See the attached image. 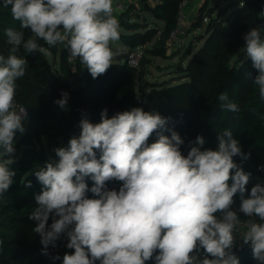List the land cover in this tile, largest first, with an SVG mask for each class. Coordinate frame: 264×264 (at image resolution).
Returning <instances> with one entry per match:
<instances>
[{
    "label": "clouds",
    "instance_id": "clouds-1",
    "mask_svg": "<svg viewBox=\"0 0 264 264\" xmlns=\"http://www.w3.org/2000/svg\"><path fill=\"white\" fill-rule=\"evenodd\" d=\"M0 7L10 8L20 25L3 30L10 48L7 56L0 54L3 196L14 183L16 133L25 132L28 119L16 99V81L28 65L17 55L20 48L49 55L50 48L63 45L69 62L79 59L96 79L113 65L120 22L114 0H2ZM259 16L264 18V5ZM24 29L31 32L27 39ZM240 51L257 72L252 84L264 101V24L244 34ZM68 95L63 92L54 102L65 109ZM218 99L223 110L240 111L227 92ZM259 119L264 121V114ZM170 120L141 107L110 117L105 108L98 123L82 116L79 135L54 148L55 158L33 173L41 190L28 219L41 255L61 264H240L233 251L239 236L252 258L264 264V183L248 193L252 174L242 164L250 153L242 151L231 129L218 134L217 146L210 148L203 135L186 141ZM112 182L118 188L109 187ZM239 214L248 218L243 225ZM58 241L71 250L62 257L50 252Z\"/></svg>",
    "mask_w": 264,
    "mask_h": 264
},
{
    "label": "trees",
    "instance_id": "trees-1",
    "mask_svg": "<svg viewBox=\"0 0 264 264\" xmlns=\"http://www.w3.org/2000/svg\"><path fill=\"white\" fill-rule=\"evenodd\" d=\"M180 1L157 0L155 5L148 0L142 1L151 8L157 19L164 22L163 31L153 44L156 49H149L151 52L156 53L167 48L169 33L176 25ZM262 5L264 0H235L234 4L230 5L232 11L226 22L212 23L208 29L206 43L194 52L189 49L188 55L192 53L193 57L181 67V71L186 74L181 78L183 81L170 83L168 87H160L158 82H145L141 88H137L135 69L128 64L126 57H122L125 62L113 63L104 76L96 79L98 83L87 82L85 87L91 84L93 85L90 87L94 86L91 91L85 89L84 92H80L81 89L73 87L68 79L66 63L70 62L65 47L60 54V67L57 68L60 76L50 71L46 55L39 52L29 54L21 47L17 55L26 58L28 65L25 76L16 81L18 85L16 99L26 108L28 119L24 125L25 132L23 134L17 132L15 137L14 162L10 165L15 171L14 183L3 196H0V241L3 242L0 249V264H61L59 260L54 262L49 257L41 255L40 238L33 231L35 224L28 216L36 206L34 195L41 190L34 171L42 167L49 158H55L54 148L67 145L68 142L65 133L69 129L51 131L43 127L48 119L65 115L60 107L54 108V101L60 99L63 92H67L68 99H74V102L81 97H94L98 93L97 90H102L100 82H109L113 78L114 84L109 87V117L133 107L159 112L171 118L169 126L186 141L194 140L198 134L203 135L205 147L210 148L217 146L218 134L226 128L231 129L234 137L240 141L242 151L250 153V158L242 164L244 170L252 174L247 185L248 193L257 182L264 183V170L259 169V165H264V121L259 119V114H264V101L259 99L258 90L252 84V78L257 72L251 60L245 59L243 52L240 51L243 48L244 34L250 28L261 24L259 12ZM118 16L120 26L131 31L128 36L142 40L153 37V27L148 23L141 25L138 21L131 20L135 17L131 9L123 10ZM200 26V23H196L194 28ZM9 27L20 30L19 22L13 20L10 8L0 7V54L5 56L8 55L10 45L6 42L3 30ZM141 28L145 31H141ZM23 31L25 39L31 36L30 30ZM37 43L47 47L42 40H37ZM56 49L57 46L49 50L55 52ZM88 74L87 71L86 75ZM51 85H54V90L49 89ZM188 88L197 96V105L191 116L179 111L172 102L176 92H183ZM222 92H227L229 98L237 103L239 112H227L221 108L218 97ZM38 102L46 104L51 110L46 114L39 113ZM95 108L94 106L93 109ZM76 115L77 111L71 119ZM95 119L100 122L99 117ZM70 127L71 125L68 126ZM53 134H56V140L52 139ZM154 139L155 136L150 142ZM234 159L241 163L240 157ZM29 181L32 187H26ZM118 186L116 182L109 185L117 188ZM238 206L237 197L233 208L237 209ZM239 215L248 220L243 214ZM65 243L66 241H58V247L50 249L51 254H59L62 257L65 252L71 251L64 246ZM235 255L239 258L240 264H258L252 258L248 245L237 249Z\"/></svg>",
    "mask_w": 264,
    "mask_h": 264
},
{
    "label": "rangeland",
    "instance_id": "rangeland-1",
    "mask_svg": "<svg viewBox=\"0 0 264 264\" xmlns=\"http://www.w3.org/2000/svg\"><path fill=\"white\" fill-rule=\"evenodd\" d=\"M234 1L235 0H220L212 7L208 8L207 6H204L198 14L193 16V20H191V25L189 26L187 33L184 37L178 40V44H167V48L156 53L151 52L149 49H156L153 44L159 39L163 31L162 29L164 28V22L157 19L152 14L150 10L151 8L146 3L141 4V6L139 5L140 8L137 6L131 7V3L126 5V8L131 9L135 16L131 19L132 21H138L141 25L148 23L153 27V37L147 40L135 39L128 36V33H131L130 30H127L124 26H120V39L112 44V48L115 52L113 63H116V61L124 63L125 60L122 59V57H126L127 62L130 65L128 60L129 53L136 47H139L143 54L142 62L138 67L132 66L135 69L134 74L137 88L145 82H158L160 87H168V84L170 83L176 84L183 81L181 78L186 74L181 71V67H184L188 60L193 57L192 53L188 55L189 49L194 52L197 48L206 43L209 36L208 29L212 23L217 21L226 22V19H228L229 14L232 11L230 5L234 4ZM117 18L119 19V16H117ZM196 23H200L201 26L194 28ZM261 24H264V18H261ZM140 30L145 31L142 28ZM63 47V45H57L55 52L49 50L50 54L46 55V58L50 63V71L59 76L61 73L57 68L60 67V54ZM66 68L69 72L68 79L70 83H72L71 85L81 89L80 92H84L85 89L91 91L92 87H94H90L93 84L89 87H85L87 82L98 83L96 80L97 78L93 79L90 74H88V76L86 75L87 69L79 60L66 63ZM100 84L102 85V90H97L96 92L98 93L95 94L94 97H81L76 102H74V99H68L66 108L62 109V111L65 112V115L59 118L48 119L43 127L51 131H54L55 129L66 131L69 129L68 132L65 133V138L69 140L72 136L79 135V121L82 116L87 115L93 123H98L95 117L100 118L101 111L105 108L108 109V97L110 96L109 87L114 84V79L112 78L109 82L101 81ZM49 89L54 90V85L49 86ZM196 97V93L193 94L188 88V90L183 92H176V95L172 98V102L179 111L190 114L191 116V112L197 105ZM94 106L96 107L95 109H93ZM55 107H59V105L55 103L54 108ZM37 109L41 114H46L51 110L42 102L37 103ZM76 111L77 115L75 118L71 119V116L75 114ZM25 123L26 121H24V125ZM69 125H71L70 128H68ZM52 139L56 140V134L52 135Z\"/></svg>",
    "mask_w": 264,
    "mask_h": 264
},
{
    "label": "built area",
    "instance_id": "built-area-1",
    "mask_svg": "<svg viewBox=\"0 0 264 264\" xmlns=\"http://www.w3.org/2000/svg\"><path fill=\"white\" fill-rule=\"evenodd\" d=\"M149 1L152 5H154L157 2V0H149ZM187 2H188V0H181L179 3V12H178L177 20H176V25L170 31L169 36H168V40H167V44H169V45L178 44V42H179L178 40L185 36L189 26L191 25V20L184 11V7L187 4ZM126 5L127 4H125V3L114 4V13L116 10H121V11L126 10L127 9ZM68 56H69V53H68ZM142 59H143V54L140 51L139 47H136L135 49H133L129 53L128 60H129V63L131 66L138 67L140 65ZM75 61H77V59L72 61V62H75ZM259 169L264 170V165L263 164L259 165ZM241 221H242V225L247 222V220L242 218V217H241ZM243 230H246V229L242 227L241 231H243ZM243 245L244 244H243L242 239L239 236H237L236 245H235L234 249L235 248L240 249Z\"/></svg>",
    "mask_w": 264,
    "mask_h": 264
},
{
    "label": "crops",
    "instance_id": "crops-1",
    "mask_svg": "<svg viewBox=\"0 0 264 264\" xmlns=\"http://www.w3.org/2000/svg\"><path fill=\"white\" fill-rule=\"evenodd\" d=\"M142 1H144V0H114V4L125 3V4L129 5L131 3V5H133L134 7L137 6L140 8L141 4H143ZM219 1L220 0H188L187 4L184 7V11L188 15L190 20H193V16L198 14L200 12V10L202 8H204V6H207L208 8L212 7V6L216 5ZM148 2L150 3L149 0H148ZM141 10H143V9H141ZM122 12L123 11H121V10H116L114 15L116 14L118 16Z\"/></svg>",
    "mask_w": 264,
    "mask_h": 264
},
{
    "label": "water",
    "instance_id": "water-1",
    "mask_svg": "<svg viewBox=\"0 0 264 264\" xmlns=\"http://www.w3.org/2000/svg\"><path fill=\"white\" fill-rule=\"evenodd\" d=\"M233 251H234V253H235V252H237V249L235 248V249H233Z\"/></svg>",
    "mask_w": 264,
    "mask_h": 264
}]
</instances>
